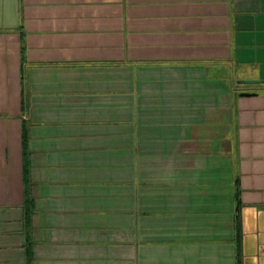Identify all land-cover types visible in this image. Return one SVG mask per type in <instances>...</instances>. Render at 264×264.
Wrapping results in <instances>:
<instances>
[{"label": "crops", "instance_id": "1", "mask_svg": "<svg viewBox=\"0 0 264 264\" xmlns=\"http://www.w3.org/2000/svg\"><path fill=\"white\" fill-rule=\"evenodd\" d=\"M241 80L264 0H0V264H264Z\"/></svg>", "mask_w": 264, "mask_h": 264}, {"label": "water", "instance_id": "2", "mask_svg": "<svg viewBox=\"0 0 264 264\" xmlns=\"http://www.w3.org/2000/svg\"><path fill=\"white\" fill-rule=\"evenodd\" d=\"M264 83V81H260V80H241L239 81V84L241 85H259ZM244 95H248V94H244Z\"/></svg>", "mask_w": 264, "mask_h": 264}]
</instances>
